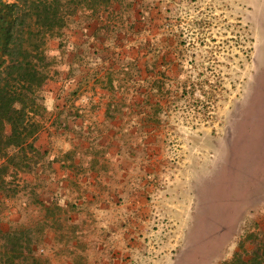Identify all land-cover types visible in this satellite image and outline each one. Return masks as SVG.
<instances>
[{
    "label": "rangeland",
    "instance_id": "1",
    "mask_svg": "<svg viewBox=\"0 0 264 264\" xmlns=\"http://www.w3.org/2000/svg\"><path fill=\"white\" fill-rule=\"evenodd\" d=\"M64 2L48 78L60 73L64 46H86L76 57L91 64L81 89L116 80L112 104L126 119L112 138L103 127L76 132L66 155L87 180L118 166L124 194L108 215L40 203L38 163L48 153L10 148L19 157L0 190V264H61L47 250L52 237L62 256L78 242L77 264H222L261 251L264 0ZM87 24L92 39L80 36Z\"/></svg>",
    "mask_w": 264,
    "mask_h": 264
},
{
    "label": "crops",
    "instance_id": "2",
    "mask_svg": "<svg viewBox=\"0 0 264 264\" xmlns=\"http://www.w3.org/2000/svg\"><path fill=\"white\" fill-rule=\"evenodd\" d=\"M78 30L77 28L74 29L75 32ZM95 30L96 28L88 24L83 25L80 36L92 39ZM69 32H72V28ZM85 49H87L86 46L83 48L81 45L72 43L64 46L62 48L65 58L63 65L57 66L60 73L55 74L54 78H48L44 85V105L50 120L44 124L38 134L36 147L44 154L48 153L47 162L44 160V162L38 163L40 168L37 171V175L41 176V181L47 187L44 185L46 188L38 192V201L46 204L57 202L60 206L77 212H85V206H88L91 212L108 215L115 213L118 208L119 197L124 194L121 190V181L126 182L127 179H121L120 168L118 166L117 168L111 167L106 176L102 175V179H98L96 173L94 174L96 179L87 180L83 174L79 173V158L66 155L77 145L71 142L76 132L90 133L96 127H103L102 130L112 138L126 121V119L121 118L119 110H116L112 104L120 96L119 93H113L116 80L111 83H101V88L93 83L87 89H81L82 86L85 87V76L91 70V64H82L76 57ZM91 51L95 55V51L98 49H91ZM59 54H61L60 51ZM49 55L55 56L56 51H50ZM134 99L135 96H133ZM136 131V129L133 130V132ZM63 133L70 135H65V139L61 140L60 136ZM111 160L118 161L115 157ZM45 170L46 173H44ZM86 183L90 184L91 189L88 195L83 196L82 193H79V188L85 190ZM79 185H83V187ZM133 208L135 209V207ZM20 219L19 216L11 221L16 224ZM73 221L77 220L73 219ZM8 223L6 228L2 226L5 232L11 229L10 225L12 224L11 222ZM105 223L112 222H103L101 225H105ZM47 242H49L46 244L47 250L50 251L51 249L50 254L55 257L54 259H58L59 262L63 260L60 262L61 264H77L72 254L78 246L77 241L73 243L71 251L67 252L71 254L70 256H62L59 252L57 253L60 251L57 239L52 237L49 241L46 239Z\"/></svg>",
    "mask_w": 264,
    "mask_h": 264
},
{
    "label": "trees",
    "instance_id": "3",
    "mask_svg": "<svg viewBox=\"0 0 264 264\" xmlns=\"http://www.w3.org/2000/svg\"><path fill=\"white\" fill-rule=\"evenodd\" d=\"M64 0H0V190L18 151H37L46 108L40 92L48 80V39L66 25ZM39 117V118H38ZM10 148L18 149L9 154ZM261 251L236 252L222 264H264Z\"/></svg>",
    "mask_w": 264,
    "mask_h": 264
}]
</instances>
